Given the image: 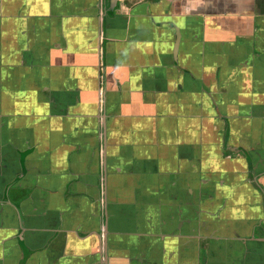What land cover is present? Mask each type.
<instances>
[{
    "label": "crops",
    "instance_id": "0c3cea01",
    "mask_svg": "<svg viewBox=\"0 0 264 264\" xmlns=\"http://www.w3.org/2000/svg\"><path fill=\"white\" fill-rule=\"evenodd\" d=\"M0 264H264V0H0Z\"/></svg>",
    "mask_w": 264,
    "mask_h": 264
}]
</instances>
